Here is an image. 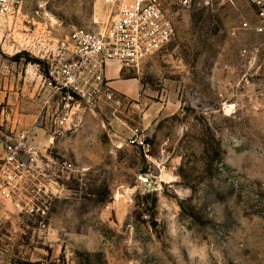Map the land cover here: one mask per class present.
I'll return each instance as SVG.
<instances>
[{
    "label": "rangeland",
    "instance_id": "obj_1",
    "mask_svg": "<svg viewBox=\"0 0 264 264\" xmlns=\"http://www.w3.org/2000/svg\"><path fill=\"white\" fill-rule=\"evenodd\" d=\"M163 8L175 36L132 71L141 81L137 101L101 107L96 136L77 132L68 145L57 137L49 148L27 137L74 172L55 198L0 196V264H264L257 9L251 0H163ZM109 17L100 0H22L0 18V56L45 76L64 52L45 55L46 45H68L73 30ZM134 128L148 152L128 145ZM142 174L157 177L159 189L144 193Z\"/></svg>",
    "mask_w": 264,
    "mask_h": 264
},
{
    "label": "built area",
    "instance_id": "obj_2",
    "mask_svg": "<svg viewBox=\"0 0 264 264\" xmlns=\"http://www.w3.org/2000/svg\"><path fill=\"white\" fill-rule=\"evenodd\" d=\"M50 1L55 0H47ZM100 1L110 11L108 21L98 27L73 30L64 52L48 64L44 76V82L61 102L60 114L53 122L52 133L56 137L68 133L73 126L74 109L79 110L83 101L95 102L102 97L114 109L122 105L123 99L105 84V68L109 63L139 71L146 59L163 50L175 36L163 0ZM191 1L180 0V5L189 7ZM251 2L257 9L256 31L264 35V0ZM21 5L22 0H0V18L14 15ZM26 139L23 133L0 164V195L15 197L24 191L30 203L59 196L63 191L61 182L69 180L74 172L72 164L67 159L41 154ZM127 143L144 152L150 150L139 128L131 129ZM42 213L45 214L43 210Z\"/></svg>",
    "mask_w": 264,
    "mask_h": 264
},
{
    "label": "crops",
    "instance_id": "obj_3",
    "mask_svg": "<svg viewBox=\"0 0 264 264\" xmlns=\"http://www.w3.org/2000/svg\"><path fill=\"white\" fill-rule=\"evenodd\" d=\"M64 46L46 45L44 54L56 50L63 51ZM3 47L5 45H2L0 53L7 56ZM17 53L18 51H15L14 54ZM132 71L135 72L114 62L105 68V84L123 101L128 99L135 102L140 95L141 81ZM130 73L132 75H129ZM55 106L61 107L60 97L44 82V75L23 74L16 59L0 56V164L3 163L8 150L19 142L23 133L33 145L40 148L54 145L58 138L52 133L53 125H48V117ZM103 106L112 107V104L102 97L95 102L83 101L78 111V123L73 126V132H68L61 138L63 144L68 145L71 136L77 132L79 135L89 136L93 133L96 136L101 129L96 125L95 118ZM113 115L115 114L110 110L109 117ZM114 123V120H109L110 126Z\"/></svg>",
    "mask_w": 264,
    "mask_h": 264
},
{
    "label": "water",
    "instance_id": "obj_4",
    "mask_svg": "<svg viewBox=\"0 0 264 264\" xmlns=\"http://www.w3.org/2000/svg\"><path fill=\"white\" fill-rule=\"evenodd\" d=\"M138 182L142 185L144 193L157 191L159 189L158 178L155 176H147L145 174L139 175Z\"/></svg>",
    "mask_w": 264,
    "mask_h": 264
}]
</instances>
